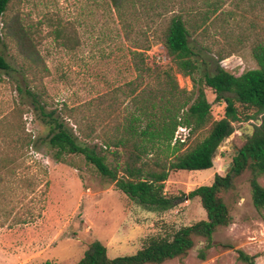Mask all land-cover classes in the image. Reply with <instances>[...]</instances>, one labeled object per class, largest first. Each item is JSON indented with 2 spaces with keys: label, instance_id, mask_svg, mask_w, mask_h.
Returning <instances> with one entry per match:
<instances>
[{
  "label": "rangeland",
  "instance_id": "rangeland-1",
  "mask_svg": "<svg viewBox=\"0 0 264 264\" xmlns=\"http://www.w3.org/2000/svg\"><path fill=\"white\" fill-rule=\"evenodd\" d=\"M137 7L129 11L136 19L128 17L135 28L127 40L110 0L10 1L6 20H18L28 28L41 59L38 64L30 60L28 50H21L15 37L5 34L1 22L5 38L1 49L13 69L0 70V264H77L96 239L111 257L133 254L152 236H169L206 218L199 197L186 198L169 210H150L117 189L83 155L56 160L47 143L49 126L23 85L25 78L42 95L46 112L68 114L76 133L83 120V126L90 124L98 133L111 135L134 95L143 88L159 95L168 90L171 77L166 70L181 87L193 89V79L178 71L161 39L169 18L183 11L189 26L196 27L191 28V39L202 67L197 77L216 62L236 75L258 67L252 45L257 36H264L261 0H241L239 7L234 0H143ZM58 26L75 34L72 48L56 37ZM134 47L145 52L150 70L144 78L136 70L140 58L132 56ZM206 93L214 117H223L226 103L216 100L212 88L206 87ZM246 124L238 125L221 143L213 167L172 171L166 182L168 194L188 193L211 184L216 173L225 175L248 135ZM27 133L35 142L22 150L19 146ZM177 134L184 139L188 130L179 129ZM250 177L246 171L222 192L233 221L215 232L205 260L198 252L206 240L196 237L187 257L162 264H264V208L253 204ZM238 250L254 261L242 259Z\"/></svg>",
  "mask_w": 264,
  "mask_h": 264
},
{
  "label": "trees",
  "instance_id": "trees-1",
  "mask_svg": "<svg viewBox=\"0 0 264 264\" xmlns=\"http://www.w3.org/2000/svg\"><path fill=\"white\" fill-rule=\"evenodd\" d=\"M10 1L0 0V24H5V34L14 36L21 50H28V58L38 64L41 57L35 54L32 33L18 20L10 22L5 18ZM234 1L239 7L241 0ZM142 2L110 0L127 40H131L135 28L132 19L128 18L133 17V12L129 11L132 8L135 11ZM188 23L184 11L173 14L161 39L178 71L193 79V89L181 87L175 75L166 70V75L171 77L168 90L159 95L157 90L143 88L134 95L132 106L125 109L122 121L116 124L111 135L98 133L90 124L83 126V120L78 122L79 133H76L63 110L46 112L42 95L24 78L23 85L31 95L34 108L41 111L49 126L47 143L56 160L64 162L69 154L83 155L101 175L112 180L117 189L147 209L165 211L186 198L199 197L206 211L205 219L181 226L169 236H152L133 254L111 257L107 246L96 239L88 245L77 264H162L170 259L187 257L195 246L196 237L206 240V245L198 252L199 258L205 260L213 246L215 232L233 221L222 192L232 188L246 171L251 173L253 204L259 210L264 208V184L261 182L264 177V36H257L252 45L258 67L236 75L216 62L212 70L206 69L197 77L196 73L202 67L198 62L196 41L191 39V28L196 27ZM251 27L256 29V23L253 22ZM54 33L62 45L72 48L75 34L69 27L58 26ZM4 43L0 27V70L11 71L13 67L1 49ZM138 49L140 47H134L131 53L134 58H140L136 70L144 78L150 68L144 63L145 52ZM206 87L216 92V100L226 103L223 117H214ZM257 119H261V123H257ZM243 123L253 124L255 131L251 136L246 134L225 175L216 173L211 184L200 185L188 193L168 194L166 182L172 171L213 167L221 143ZM179 127L188 129L186 138L178 137ZM192 137L194 140L188 144ZM34 142L32 135L27 133L19 147L28 149ZM238 251L242 259L254 261L242 250Z\"/></svg>",
  "mask_w": 264,
  "mask_h": 264
},
{
  "label": "water",
  "instance_id": "water-1",
  "mask_svg": "<svg viewBox=\"0 0 264 264\" xmlns=\"http://www.w3.org/2000/svg\"><path fill=\"white\" fill-rule=\"evenodd\" d=\"M257 123H261V119H257ZM244 127L248 129V132H247L248 135H250V136L253 135V133L255 131V126L253 124L248 123ZM245 139H246V137H245Z\"/></svg>",
  "mask_w": 264,
  "mask_h": 264
},
{
  "label": "built area",
  "instance_id": "built-area-1",
  "mask_svg": "<svg viewBox=\"0 0 264 264\" xmlns=\"http://www.w3.org/2000/svg\"><path fill=\"white\" fill-rule=\"evenodd\" d=\"M179 129H181V130L185 129L186 131L188 130V129L185 128V127H179ZM177 135H178V134H177Z\"/></svg>",
  "mask_w": 264,
  "mask_h": 264
}]
</instances>
